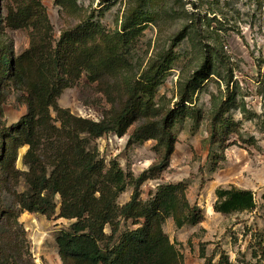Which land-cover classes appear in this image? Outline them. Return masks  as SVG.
Wrapping results in <instances>:
<instances>
[{"label":"rangeland","instance_id":"obj_1","mask_svg":"<svg viewBox=\"0 0 264 264\" xmlns=\"http://www.w3.org/2000/svg\"><path fill=\"white\" fill-rule=\"evenodd\" d=\"M40 1L55 41L63 31L83 27L92 35L87 45L97 48V54L81 66L82 47L75 55L79 62H74L82 72L79 84L65 89L57 105L38 102L34 121L39 144L29 153V145L20 142L15 162V169L21 171L19 178L14 174L6 178L5 170L1 172V209L19 212L9 229L0 224V247L7 248L1 258L6 264H63L56 239L75 220L22 214L14 195L31 191L33 172L26 165L31 157H37L50 173L56 167V155L72 161L74 139L79 135L88 150L105 161L104 173L115 161L125 176L131 173L137 177L160 162L155 147L161 134L153 131L154 139L132 147L127 146L129 136L135 128L160 120L190 97V105L202 113L203 121L197 126L187 117L175 125L172 132L177 142L168 167L144 183L141 198L148 202L160 194L161 206L167 209L168 216L159 228L175 249L168 264H204L201 245L207 256L218 248L230 255L233 264H256V244L264 235V0H73L75 6L65 9L56 0ZM7 2H0L4 16ZM125 28L129 40L122 62L108 63L113 49L121 46L112 36ZM0 42L14 48L16 58L29 49L25 30L6 27ZM154 63L162 66L158 84L142 86L141 93L149 115H134L123 137L108 133L94 140L85 133L78 119L97 122L105 114H119L131 85ZM27 67L35 73L33 61ZM23 95L14 88L5 93L1 105L8 127L29 113ZM225 99H234L237 107L229 116L242 121L241 134L247 142L232 136L223 151L219 145L211 148L208 123ZM243 109L256 116L244 120ZM221 155L223 160H217ZM229 186L252 190L255 210L229 215L215 212L216 189ZM62 190L68 197L74 195L70 201H76L80 184L69 178ZM132 194L133 186L128 184L117 205L128 203ZM94 197V211H100L102 192ZM55 202L59 213L60 195ZM195 205L204 212L205 220L192 226L187 219ZM138 227L132 220L122 219L116 237ZM105 231L111 232L108 226Z\"/></svg>","mask_w":264,"mask_h":264},{"label":"trees","instance_id":"obj_2","mask_svg":"<svg viewBox=\"0 0 264 264\" xmlns=\"http://www.w3.org/2000/svg\"><path fill=\"white\" fill-rule=\"evenodd\" d=\"M1 4L2 0H0ZM65 9L67 5L75 6L73 0H56ZM0 33L6 27L14 30H25L29 36V49L18 58L15 57L14 48L0 42V204L1 172L5 170L6 178L14 174L19 178L21 171L15 169L17 149L24 141L29 145V153L37 148L38 135L35 132L34 121L39 101L52 102L62 96L65 89L72 88L81 80V69L75 65L76 53L83 47L80 55L82 66L88 63L91 55L97 54V48L87 44L92 37L89 29L76 27L63 31L58 41H55L54 29L48 18L46 10L40 0H8L5 5L7 14L4 16L0 6ZM80 31H83L81 33ZM116 33L112 40L120 43L119 48L113 49V56L107 62H122L123 51L127 49L129 34ZM115 46V44H114ZM34 62V71L31 74L28 64ZM159 63H154L130 87V96L121 112L115 116L105 114L100 121L78 119L82 123L84 132L96 140L108 133H115L119 137L127 134L132 117L141 114L149 115L147 105L141 97L142 86L158 84L160 77ZM139 85V86H138ZM14 88L24 93L23 97L29 108V113L18 123L8 127L4 120L2 103L5 93ZM192 99L187 97L182 103L169 110L160 120L146 121L134 129L129 136L128 147L136 143L147 142L154 139L153 131H159L161 137L157 140L155 150L160 154L159 163L152 165L139 176L124 172L113 161L107 168L103 159H97L96 153L88 150L86 142L75 136L73 159L69 161L64 155H56L53 163L56 167L50 173L37 157H31L26 165L33 172L31 191L28 193H14L18 198L19 211L23 214H40L47 219L58 218L75 220L68 231H63L56 239L59 255L63 264H168L175 249L169 242L168 235L159 228L165 221L167 209L162 207L160 194L151 201L142 200V186L156 173L164 172L174 152L177 137L172 132L175 125L183 118H192L194 125L203 121L202 113L192 107ZM234 99H225L212 114L208 123L210 146L219 145L225 151L232 136L244 140L241 134L242 121H236L229 116L236 108ZM244 120H251L256 116L246 109L242 110ZM255 144L253 140L249 141ZM223 154V153H222ZM224 156H217L223 160ZM155 174V175H154ZM5 178V179H6ZM69 178L80 184V192L76 201H70L74 195H68L62 190V185ZM127 178V179H126ZM109 183L113 187H109ZM133 186L131 200L123 206L117 205V199L125 192L127 185ZM101 191L104 199L100 211H94L96 198L94 195ZM216 201L213 206L217 213L229 215L233 213L252 212L256 208L255 194L250 189L229 186L219 187L215 191ZM61 196V206L56 196ZM19 212L1 209L0 224L11 226V220ZM132 220L139 227L125 232L120 238L117 234L121 220ZM205 220L204 212L195 205L189 212L188 223L197 226ZM18 221V220H16ZM106 226L110 233H106ZM158 227V228H157ZM255 237V235H254ZM7 242L5 245H8ZM257 250L254 258L256 264L264 260V235L256 244ZM7 253L6 247H0V264H6L1 258ZM201 258L204 264H233L230 255L223 249L215 248L211 256H207L205 248L201 245Z\"/></svg>","mask_w":264,"mask_h":264}]
</instances>
